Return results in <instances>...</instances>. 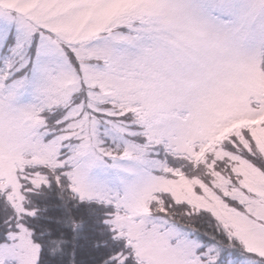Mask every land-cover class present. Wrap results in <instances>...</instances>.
I'll use <instances>...</instances> for the list:
<instances>
[{
    "label": "snow or ice",
    "instance_id": "6c2138e0",
    "mask_svg": "<svg viewBox=\"0 0 264 264\" xmlns=\"http://www.w3.org/2000/svg\"><path fill=\"white\" fill-rule=\"evenodd\" d=\"M0 264H264V0H0Z\"/></svg>",
    "mask_w": 264,
    "mask_h": 264
}]
</instances>
